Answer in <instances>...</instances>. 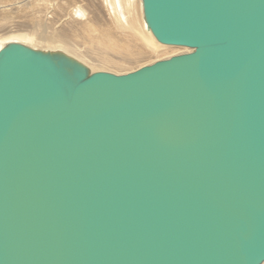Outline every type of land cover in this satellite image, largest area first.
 Returning a JSON list of instances; mask_svg holds the SVG:
<instances>
[{"label":"water","instance_id":"obj_1","mask_svg":"<svg viewBox=\"0 0 264 264\" xmlns=\"http://www.w3.org/2000/svg\"><path fill=\"white\" fill-rule=\"evenodd\" d=\"M192 50L125 73L0 50V264L264 263V0H143Z\"/></svg>","mask_w":264,"mask_h":264},{"label":"bare ground","instance_id":"obj_2","mask_svg":"<svg viewBox=\"0 0 264 264\" xmlns=\"http://www.w3.org/2000/svg\"><path fill=\"white\" fill-rule=\"evenodd\" d=\"M0 34V50L19 42L66 54L91 72L120 74L128 69L121 67L156 62L152 57L161 52L170 57L192 50L158 42L146 22L143 0H0Z\"/></svg>","mask_w":264,"mask_h":264},{"label":"rangeland","instance_id":"obj_3","mask_svg":"<svg viewBox=\"0 0 264 264\" xmlns=\"http://www.w3.org/2000/svg\"><path fill=\"white\" fill-rule=\"evenodd\" d=\"M28 26L27 27H29V28H31V26H32V24H30V22L27 24ZM3 33V32H2ZM7 33V32H6ZM5 33V34H6ZM13 33V32H12ZM4 34V35H5ZM10 34V33H9ZM0 35H2V34H0ZM5 36H7V35H5ZM79 45L80 46H83V47H85V45L84 44H81L80 42H79ZM181 47H185V46H181ZM187 48H189V47H187ZM180 53H185V52H180ZM180 53H178V54H180ZM162 54V55H161ZM170 55V53L168 52L167 54L166 53H163V52H161L159 55H158V57L157 58H155V57H152L153 58V61H157V59L158 60H160V58H162V59H164V57H167V55ZM162 57H161V56ZM174 54H171V56H173ZM176 55V54H175ZM160 56V57H159ZM170 56V57H171ZM169 57V56H168ZM167 57V58H168ZM132 66H136V64H134V65H128L127 67L126 66H124V67H121L122 69H126V68H128V69H126V70H123V73H125V72H128V71H132L133 69H137L138 68V66H137V68L135 67V68H129V67H132ZM142 67V66H141ZM100 71V70H99ZM122 73V72H121Z\"/></svg>","mask_w":264,"mask_h":264}]
</instances>
